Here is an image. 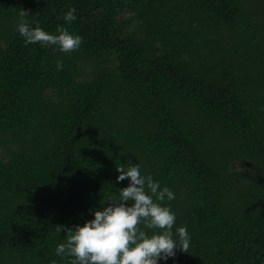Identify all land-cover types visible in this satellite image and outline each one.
<instances>
[{
	"label": "trees",
	"instance_id": "16d2710c",
	"mask_svg": "<svg viewBox=\"0 0 264 264\" xmlns=\"http://www.w3.org/2000/svg\"><path fill=\"white\" fill-rule=\"evenodd\" d=\"M21 10L81 46L25 43ZM138 161L191 235L160 264H264V0H0V264H68Z\"/></svg>",
	"mask_w": 264,
	"mask_h": 264
},
{
	"label": "clouds",
	"instance_id": "9594fccd",
	"mask_svg": "<svg viewBox=\"0 0 264 264\" xmlns=\"http://www.w3.org/2000/svg\"><path fill=\"white\" fill-rule=\"evenodd\" d=\"M75 8L64 13L68 22L75 20ZM29 14L19 12L16 30L25 43L58 45L61 52L78 49L83 37L63 26L57 32H49L39 26H31ZM62 67V61H56ZM117 181L128 179L125 187L109 196L106 205L92 209L93 218L82 225L66 227L63 242L55 252L66 258L68 264H160L175 257L177 250L187 251L191 235L187 225L173 226L176 212L166 201L175 198L174 191L153 179L151 173L142 171L141 163L116 166ZM128 202V203H126ZM65 226H57V230ZM152 230V231H150ZM50 264H57L55 259Z\"/></svg>",
	"mask_w": 264,
	"mask_h": 264
}]
</instances>
